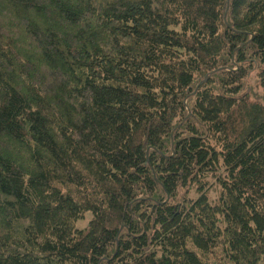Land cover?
I'll use <instances>...</instances> for the list:
<instances>
[{
  "label": "trees",
  "instance_id": "1",
  "mask_svg": "<svg viewBox=\"0 0 264 264\" xmlns=\"http://www.w3.org/2000/svg\"><path fill=\"white\" fill-rule=\"evenodd\" d=\"M0 264H264V0H0Z\"/></svg>",
  "mask_w": 264,
  "mask_h": 264
},
{
  "label": "rangeland",
  "instance_id": "2",
  "mask_svg": "<svg viewBox=\"0 0 264 264\" xmlns=\"http://www.w3.org/2000/svg\"><path fill=\"white\" fill-rule=\"evenodd\" d=\"M247 90H251L252 93H260V90L259 88H257V82H256V77L255 75H252L249 79H248V82L246 84V91ZM92 217V214L91 213H88L87 214V218L86 219H83V220H80L78 221L77 223V228L80 229V230H83L87 227L88 225V222L89 220L91 219Z\"/></svg>",
  "mask_w": 264,
  "mask_h": 264
}]
</instances>
